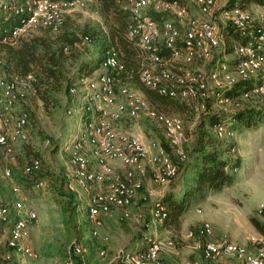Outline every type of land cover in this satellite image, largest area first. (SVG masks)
Masks as SVG:
<instances>
[{
  "label": "built area",
  "instance_id": "built-area-1",
  "mask_svg": "<svg viewBox=\"0 0 264 264\" xmlns=\"http://www.w3.org/2000/svg\"><path fill=\"white\" fill-rule=\"evenodd\" d=\"M95 0H0V8L17 17L16 23L3 36L5 42L17 43L21 36L41 26L58 31L67 15L87 8ZM130 12L128 37L140 47L144 67L140 78L147 87L160 94L198 101V108L206 110L207 100L213 98L218 111L229 112L227 104H234L227 94L242 83L238 99L250 100L264 97V12L258 18L234 1L222 6L219 16L235 28L246 41L236 47L234 60L221 58L225 47L216 20L219 0H121ZM151 11L170 13L175 19H157ZM1 30V26H0ZM85 42H91L86 36ZM169 50V59L165 51ZM3 60L0 59V69ZM97 74L89 73L70 87V93L81 101V130L66 142L70 150L67 188L87 190L88 217L93 222L94 235L113 210L121 209L122 216L131 218L137 195L144 186V179L151 175L159 185L170 184L179 174L180 162L189 159L184 146V122L177 114H167L153 109L144 92L130 84L121 83L118 74L125 69L119 51L111 47L99 63ZM36 76L0 72V147L12 153L13 146L27 139L30 124L29 112L20 104L34 92ZM238 104V103H237ZM147 110L150 117L164 130V142L151 140L146 144L137 134L123 129L126 117L137 118ZM72 113V108L69 109ZM217 138L235 151L237 130L226 120L213 124ZM171 149L169 151L168 147ZM89 150V151H88ZM42 167L39 158H33L24 167V173L37 172ZM5 176H13L12 169ZM44 182L39 181L38 186ZM20 193L21 187L13 186ZM13 210L16 217L13 220ZM264 211V204L259 208ZM152 221L163 222L165 207L153 205ZM38 220L33 207H26L22 200L12 205L6 201L0 188V224L12 223L7 239L8 247L23 260L38 259L39 254L30 242L31 224ZM149 226L150 223H147ZM213 224L205 220L189 236L196 240L201 257L216 261L223 255L235 257L239 264H264V232L249 235V243L227 239L215 240ZM146 247L126 250V264H161L159 254L174 240L165 243L151 233L145 236ZM86 247L74 240L69 255L61 264H75L80 257L86 261ZM101 255L106 250L100 251Z\"/></svg>",
  "mask_w": 264,
  "mask_h": 264
},
{
  "label": "rangeland",
  "instance_id": "rangeland-1",
  "mask_svg": "<svg viewBox=\"0 0 264 264\" xmlns=\"http://www.w3.org/2000/svg\"><path fill=\"white\" fill-rule=\"evenodd\" d=\"M234 1L239 2V0ZM230 4L231 0H219L216 7L219 33L225 44H227L228 36L234 37L235 34L227 25L226 20L219 16V12L222 6ZM245 6L255 18H258L259 14L264 12V4L247 1ZM162 17L164 19H175V16L170 13ZM66 18V25L69 26L70 30L80 35L85 28L89 26L96 27L103 22V17L97 10L96 3L90 4L85 9L77 10L67 15ZM97 52L98 47L94 40L92 42L83 41L79 59L95 58ZM235 56L236 53L233 51L226 52L221 58L233 61ZM96 70L92 73L93 75L99 72H96ZM76 82H73L70 86L76 84ZM140 87H142L141 83ZM77 97H74L69 91L60 92L55 94L53 102L45 105L41 99L35 97L31 92L19 105L20 109L29 112L28 136L26 140L14 144L12 153L0 147V188L11 205L17 200H22L26 207H33L37 211L38 220L31 224L30 242L39 257L36 260H23L19 254L8 247L7 239L12 223L0 224V246L6 248V252L11 253L17 264L22 261H25V264H61L66 257V251L70 250L71 243L77 240L86 247L85 258L90 264H126L124 260L126 250L130 249L133 242H138L137 249H142L141 245H146L145 236L151 233L162 238L165 243L169 240L175 242L172 247L166 245L161 250L159 258L162 263L170 261L174 264H190L193 254L201 257L196 240L189 236V232L199 229L206 220L208 205L206 197L192 203L193 205L197 204L189 213L188 220H193L195 225L188 227L185 224L184 217L181 230L178 232L165 227L163 222L152 221L151 210L153 204L157 203L156 201L161 195L140 190L132 205L134 215L131 218L123 217L122 211L115 208L112 214L104 219V224L98 228V234L94 235L95 226L88 217L86 200L89 192L87 190L78 189L74 191L76 199L74 205L77 207L73 215L70 210L63 213V208L60 206L57 196L50 188L49 179L39 177L38 174L26 176L24 173L25 164L38 157L42 160L43 171L50 170L67 178L70 150L66 149L65 144L81 130H85L81 118V102L83 101ZM258 101V99H236L234 104H227V108L230 110L227 114L219 112L223 115L222 117H225L224 119L231 123L233 120L230 116L234 110L239 106H257ZM260 101V106H264V97ZM179 102H185L193 106L196 116L200 113V109L196 108L197 105L193 101L179 100ZM211 104L210 112H218L219 106L214 102V99L211 100ZM70 108H72V113H69ZM171 114L182 117L184 121V146L186 149L192 147L196 138V120L187 119L192 116V111L184 110L182 112H172ZM132 123L135 124L133 133L138 135L142 131L148 137L151 135L154 140L165 143L162 126L148 115L147 110L141 112L136 119L132 120ZM245 139L246 156L250 160L247 166L248 173L251 171V174H253L252 172L255 171V160L259 166L257 167L258 171L261 172L262 168L264 171V166H261V164H264V124H261L256 130H247ZM168 149L171 152V149ZM172 158L179 165L181 164L173 154ZM8 168L12 169L13 172L11 178L5 176V170ZM42 180L44 183L38 186V182ZM178 180V178H175L165 186L156 184L154 181L151 184L146 182L145 179L143 183L146 182L145 185L148 189L164 191ZM14 185L21 187L20 193L13 191ZM258 213L264 216V211H258ZM12 215L14 220L16 217L14 210ZM66 220L69 222L68 225L65 223ZM147 223H150V225L148 226ZM102 249L106 250L105 255H101L100 251ZM209 264H239V262L233 256L223 255L216 261H209Z\"/></svg>",
  "mask_w": 264,
  "mask_h": 264
},
{
  "label": "trees",
  "instance_id": "trees-1",
  "mask_svg": "<svg viewBox=\"0 0 264 264\" xmlns=\"http://www.w3.org/2000/svg\"><path fill=\"white\" fill-rule=\"evenodd\" d=\"M17 1L23 3L27 0ZM247 1L264 4V0H239L237 2L241 7H246ZM233 2L234 0H231V4ZM93 3H96L103 22L96 27L85 28L81 35L70 30L66 25L67 18H65L58 31H54L51 27L41 26L29 34L21 36L15 44L5 42L3 36L16 23L17 17L0 8V59L3 60L0 72L21 76L34 73L36 81L33 95L48 105L53 102L55 94L70 92V85L73 82L99 69V63L104 58L106 51L114 47L119 51L125 64V69L118 74L121 83L130 84L142 90L150 106L159 112L171 114L185 110L192 111V116L195 117L197 114H195L193 106L179 102L181 99L160 94L157 90L143 84L140 74L144 67V58L140 47L128 37L130 12L125 8L124 2L121 0H95ZM151 14L157 19H162V16L166 15V13L154 11H151ZM230 28L235 35L227 38L225 47L227 53L235 51L239 43L246 41V38L235 28ZM86 36L91 38V42L93 40L96 42L98 52L95 58L79 59L81 43ZM169 52V50L165 51L167 59L170 58ZM140 83L142 87H140ZM242 88V83L237 84L227 94L235 101ZM212 99L207 100L208 108L206 110H200L195 118L192 116L187 118L196 120V138L192 147L188 148L189 150L186 149L189 159L179 165V174L176 177L180 181L179 188L165 190L156 201L165 207L164 226L178 232L181 230L184 215L191 208L193 201L205 198L210 190L220 189L233 180V173L230 169L236 164L232 159L224 157L225 142L217 138L212 129L215 121L225 118L220 112L223 114L228 112L211 113ZM187 100L193 101L197 105L196 108L198 107V101L183 99V101ZM260 103L259 100L257 106H239L232 112L230 118L233 122L230 124L235 129L256 130L261 124H264V106H260ZM166 146L169 148L168 145ZM42 167L37 172L26 174V176L38 174L39 177L48 178L50 188L57 196L63 213L70 210L73 215L77 207L74 205L76 199L74 191L67 188V178L50 170L43 171ZM251 221L262 229L261 232H264V227H261V222L256 216H252ZM65 223L68 225V220ZM70 250L66 251V257ZM0 264H17L11 253L6 252V248H2V246H0ZM75 264H83L82 258H76ZM161 264L172 263L161 262ZM191 264H209V261L193 254Z\"/></svg>",
  "mask_w": 264,
  "mask_h": 264
},
{
  "label": "crops",
  "instance_id": "crops-1",
  "mask_svg": "<svg viewBox=\"0 0 264 264\" xmlns=\"http://www.w3.org/2000/svg\"><path fill=\"white\" fill-rule=\"evenodd\" d=\"M222 56L224 55L221 54L220 57ZM97 71H100V68L97 69L96 72ZM134 119L136 118L126 117L122 123V128L133 132L135 124L132 123V120ZM236 130L237 137L233 142L236 150L234 152L230 151L229 145L226 144V142L224 143V157L232 159L236 164L230 169L233 173V180L224 187L210 190L207 193L205 199L207 200L208 205L205 219L213 224V239H227L230 241L248 244L249 235L262 231L261 228L253 224L251 217L256 216L261 222V227H264V216L259 215L258 213L259 206L264 204V171L263 168L261 169V172L260 170L258 171L257 167L259 166L255 160V171L252 172L253 174H251V171L248 173L247 166L250 160L246 156L247 150L245 144L247 130H240L239 128ZM138 136L146 144L150 143L151 140H154L151 135L148 137L147 135L143 134L142 131L139 132ZM261 166H264V164H261ZM145 180L146 182L152 184L153 180L150 174L145 178ZM145 183L142 190L146 192L148 191L150 194L156 193V195H162L165 191L148 189ZM179 185L180 181L178 180V182H174L169 189L179 188ZM166 190L168 189L166 188ZM1 192L4 195L2 190ZM195 205L192 204L191 208L185 213L184 216L186 221L185 224L188 225V227H193L195 225L193 224V220H188L189 213ZM131 211L132 213L134 212L133 206H131ZM137 246L138 242H133L131 244L130 250L137 249ZM141 247L145 248L146 245L143 244ZM170 263L174 264L173 262ZM18 264H25V261L18 262Z\"/></svg>",
  "mask_w": 264,
  "mask_h": 264
}]
</instances>
